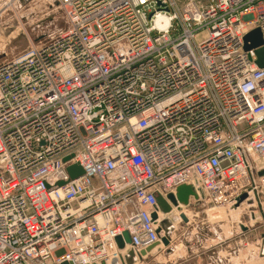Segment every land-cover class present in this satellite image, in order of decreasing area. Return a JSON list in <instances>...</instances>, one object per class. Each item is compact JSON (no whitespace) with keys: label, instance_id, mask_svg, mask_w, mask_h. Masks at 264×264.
<instances>
[{"label":"built area","instance_id":"2783aa9c","mask_svg":"<svg viewBox=\"0 0 264 264\" xmlns=\"http://www.w3.org/2000/svg\"><path fill=\"white\" fill-rule=\"evenodd\" d=\"M55 1L68 29L0 63V264L138 259L183 185L264 228V0Z\"/></svg>","mask_w":264,"mask_h":264},{"label":"rangeland","instance_id":"374dc122","mask_svg":"<svg viewBox=\"0 0 264 264\" xmlns=\"http://www.w3.org/2000/svg\"><path fill=\"white\" fill-rule=\"evenodd\" d=\"M177 1L182 6L187 2ZM197 3L205 5L207 0H197ZM68 27L67 18L55 0H34L26 6L13 0H0V63L26 52L32 45L49 43ZM187 211L185 223L188 225L182 222L173 231L169 247L171 255L177 253V257L162 256L152 260L153 264L165 260L166 264L179 262L182 255L187 264H198V256H202L200 264H264V257L261 262L252 259L258 241L264 256L263 224L259 219L253 221L247 206L235 214L208 204L189 206Z\"/></svg>","mask_w":264,"mask_h":264},{"label":"water","instance_id":"95a60500","mask_svg":"<svg viewBox=\"0 0 264 264\" xmlns=\"http://www.w3.org/2000/svg\"><path fill=\"white\" fill-rule=\"evenodd\" d=\"M34 0H21V4L23 6H26L33 2ZM263 46V37L260 29H255L251 31L246 37H245V50H257V65L259 68H264V48ZM65 161H68L66 159ZM68 174L71 177V180H76L78 178H81L84 176L85 172L79 165H72L68 167L67 169ZM260 176H264V172H261L259 174ZM64 183L60 182L58 186H63ZM200 194H203L201 190H199ZM198 200L199 195L195 191V189L192 186L189 185H183L176 189L175 193L169 194L167 197H158L157 198V208L156 211L161 214H163L165 217L172 214L174 209H177L178 211L181 210L182 207H189L190 200L191 199ZM204 196L202 195V199ZM248 199V191L244 192L240 198L236 200V205L234 206L233 210H237L240 205L245 202ZM157 212L152 215V219L154 222H157L159 220ZM170 225V222L168 219H163L160 223V227L157 230V233L160 235V242L153 245L146 251L142 252L140 256H138V259L136 258V255L133 252H129L128 256L126 257L125 264H135L136 260L142 261L143 258L148 257L151 253L156 251L161 246L165 248H169L171 244V237L169 235V231L166 229L167 226ZM245 230V229H244ZM162 235V236H161ZM116 243L118 248L121 251L127 250V245L131 244V237L128 232L124 233L122 237H119L116 239ZM68 264V263H64Z\"/></svg>","mask_w":264,"mask_h":264},{"label":"crops","instance_id":"0c3cea01","mask_svg":"<svg viewBox=\"0 0 264 264\" xmlns=\"http://www.w3.org/2000/svg\"><path fill=\"white\" fill-rule=\"evenodd\" d=\"M202 198H199V200H201ZM199 200H195V199H191L190 200V205L189 206H193V207H196L197 204L199 205ZM188 208V207H187ZM187 208H182L180 211H177V212H174L173 215L171 217L168 218V220H170V228H169V225L167 226L168 228V231H169V235L171 237V244L170 246H172V242H173V234L175 232L173 231H176L177 230V227L179 225H182V222H184V224H186V226L188 225L187 223H185V219L186 217H188V211H187ZM234 212V211H232ZM235 214V213H234ZM198 215V214H197ZM197 218V217H196ZM175 223V225H172V223ZM198 226V224H196ZM173 226V227H172ZM169 246V247H170ZM237 246H240V244L238 243ZM240 253V252H239ZM182 254H185V252H182ZM163 256V258H167V257H174L176 256L177 257V253L176 254H172L171 255V248H165L163 246H161L160 248H158L156 251H154L153 253H151L148 257L146 258H143L142 261H139V260H136L135 264H153L152 263V260H159V258H161ZM201 257L202 256H198V264H200V261H201ZM181 261L179 262H171L170 264H187L188 263V260H184L183 258V255L181 257ZM166 261L164 263H158V264H166Z\"/></svg>","mask_w":264,"mask_h":264},{"label":"flooded vegetation","instance_id":"af4514ba","mask_svg":"<svg viewBox=\"0 0 264 264\" xmlns=\"http://www.w3.org/2000/svg\"><path fill=\"white\" fill-rule=\"evenodd\" d=\"M182 208H185V207H182ZM182 208H181V209H182ZM186 208H187V207H186ZM177 211H178L177 209H174L173 212H172V214L169 215V216H167V217H165V219H168L169 217H171V216L173 215L174 212H177ZM169 222H170V220H169ZM159 227H160V226H159ZM159 227H158V228H159Z\"/></svg>","mask_w":264,"mask_h":264},{"label":"bare ground","instance_id":"6f19581e","mask_svg":"<svg viewBox=\"0 0 264 264\" xmlns=\"http://www.w3.org/2000/svg\"><path fill=\"white\" fill-rule=\"evenodd\" d=\"M239 210H240V209H239ZM239 210H237V211H239ZM213 211H214V210H213ZM172 225H173V224H172ZM170 226H171V225H169V228H170ZM166 229L168 230V228H166Z\"/></svg>","mask_w":264,"mask_h":264}]
</instances>
